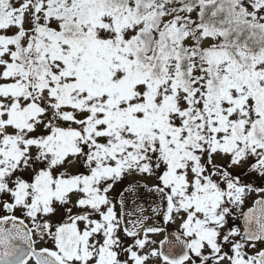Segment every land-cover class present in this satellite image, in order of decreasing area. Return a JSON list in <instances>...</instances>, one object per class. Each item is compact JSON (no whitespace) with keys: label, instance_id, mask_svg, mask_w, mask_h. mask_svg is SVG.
Returning a JSON list of instances; mask_svg holds the SVG:
<instances>
[{"label":"snow or ice","instance_id":"obj_1","mask_svg":"<svg viewBox=\"0 0 264 264\" xmlns=\"http://www.w3.org/2000/svg\"><path fill=\"white\" fill-rule=\"evenodd\" d=\"M0 264H264V0H0Z\"/></svg>","mask_w":264,"mask_h":264}]
</instances>
